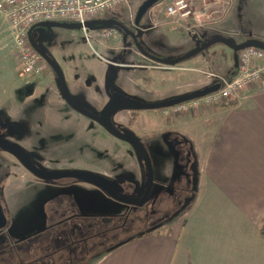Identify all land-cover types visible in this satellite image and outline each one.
I'll list each match as a JSON object with an SVG mask.
<instances>
[{
	"label": "rangeland",
	"instance_id": "1",
	"mask_svg": "<svg viewBox=\"0 0 264 264\" xmlns=\"http://www.w3.org/2000/svg\"><path fill=\"white\" fill-rule=\"evenodd\" d=\"M144 1L132 0L128 6L123 5L110 17L131 25L134 23L137 9ZM160 2L169 3V0ZM218 3L217 1L211 5L210 9L207 7L204 14H201L198 8L197 17L194 16L193 19L179 24H174L165 16H159L158 6L155 7V4L144 16V29L147 32L143 39L144 45L153 50L159 58H165L164 54L167 53L163 52L164 43L169 48L177 49L178 44L185 40L192 43V39L188 40L191 38L189 32L194 31L199 34L216 30L229 32L228 38L237 44L248 40L264 44V0H228V2L220 0ZM111 28L89 27L87 31L89 34L100 35L95 38L87 36L83 29L36 27L33 31V36L36 35L33 39L34 43L44 46L63 74L66 73L68 79L66 83L73 92L69 90L74 104L97 115L111 99L110 89L132 99L149 102L146 98L129 93L130 88L138 89L136 77L141 80L145 75L142 69L134 67L136 62L142 60L148 64V69L154 71L152 74L154 90L150 86L147 87L146 91L150 93L147 97L158 96L155 91L162 85L161 81L169 79L172 81L171 84L177 82L185 84L186 81L179 78L181 75L191 73L187 70L189 67L159 66L143 58L130 44L127 47L120 44L111 46V39L107 41L103 36L101 38V33ZM214 46L224 50L216 52L217 69L210 66L212 72L218 70L216 75L205 74L204 70L200 69L204 74L203 78H200L202 82H207V86L218 81L216 76L225 78L220 73L226 74L233 65L232 50L223 44ZM116 47L119 48L116 50ZM125 48L129 55L120 59L117 55L123 53ZM222 51H224L223 60L220 59L223 57ZM14 56L10 54L8 59L0 58V131L3 125L12 123L14 129L10 131L12 136L10 137L28 149L33 158L44 166L51 170L85 171L107 176L123 187V192L119 194L122 199L129 202L139 201L146 191L144 161L139 152L130 144L110 134L95 120L74 110L64 99L56 75L45 62H43L46 66L45 73H42L40 78L30 77L21 75L18 60ZM171 56L180 57L176 53ZM210 75L214 76L210 77ZM113 78L116 79L113 81ZM37 79L39 80L36 81ZM52 79L56 83L55 88L52 86ZM178 86L183 88L182 85L178 84ZM56 89H59L60 93ZM169 89L173 90L175 86L172 85ZM78 91L80 94H76ZM24 95L27 96L25 100H23ZM175 117L174 115L165 117L160 110L135 113L121 111L113 116V122L117 128H127L136 133L153 158L156 152L151 144L156 147L164 145L163 133L167 128L173 131L178 120H174ZM189 149L192 150V145H189ZM186 154L184 152L183 157L181 156L182 160ZM154 158L155 168L157 170L161 168V175L169 180L171 161ZM193 162L191 160L188 166H185V160L181 162L184 166L176 164L178 172L188 174L191 181H195L194 164L191 165ZM2 163L7 164L8 169L14 171V174L10 175L11 183L3 189L4 197L0 198L9 222L7 228L0 230V264H52V243L70 244L71 240L68 237L64 239L70 228L78 230L74 240L79 236L89 239L87 244H78V247L83 251L86 259L84 263L93 264L108 249L121 241L153 233L167 226V221L170 223L172 219L186 216L190 201H194L195 197V187L185 178L177 187L173 182L174 186L167 192V194L176 193V198L167 194L160 195L155 181L151 196L143 206H125L109 199L95 186L79 180L38 182L13 158L0 153V164ZM154 174L155 171L153 176ZM154 180H157V173ZM92 187L98 190L99 196L91 193L94 189ZM81 198L87 200V208L91 211L85 209ZM196 207L198 216H205L210 220L208 226L214 227L215 223L219 224L221 217L225 216L221 205L213 203L210 194L203 197ZM73 214L85 218L64 221ZM41 219H44L47 226L60 221L61 223L35 235L34 233L43 228ZM88 219L92 220L90 225L94 224L90 229L86 228ZM11 225L15 230H10ZM55 229L58 230L59 236H62L57 241L53 239L52 234V230ZM17 231L23 233L26 231L28 235L34 234V236L22 241L15 236ZM96 233L99 235L97 236ZM91 237L94 238L90 239ZM70 247H66L63 252L66 263L70 261L67 259L72 258ZM76 249L77 247L75 251ZM75 251L73 255L76 254Z\"/></svg>",
	"mask_w": 264,
	"mask_h": 264
},
{
	"label": "crops",
	"instance_id": "2",
	"mask_svg": "<svg viewBox=\"0 0 264 264\" xmlns=\"http://www.w3.org/2000/svg\"><path fill=\"white\" fill-rule=\"evenodd\" d=\"M224 22L221 23L224 24ZM228 34L229 32L224 30L203 32L199 33L196 39L207 42L217 37H229ZM190 39H192V43L185 40L178 44L177 49L169 48L163 42L165 44L163 52L167 53L164 55L175 53L183 55L192 51L196 44L192 37L188 38V40ZM119 47L115 49L117 50ZM220 48L212 46L198 56L179 64L189 67L187 70L191 72L180 76L179 79H184L185 84L181 82L171 84L172 81L169 79L161 81L162 85L155 91L158 96L147 97L150 95L146 91L147 87L150 86L153 89V69H148V64L143 60L136 62L134 67L142 69L145 75L141 80L138 76L136 77L138 89L130 88L129 93L146 98L149 102H161L202 90L207 87V82H202L200 77L204 74L200 69H203L205 74L216 75L218 70L212 72L210 66L217 67L215 66L218 57L216 52L223 49ZM221 53L223 57L220 59L223 60L224 51ZM10 54L15 55L13 36L9 23L0 14L1 60L8 59ZM128 55L129 52L119 53L117 57L124 59ZM45 69L46 66H44L43 74ZM235 73L233 62L230 70L226 74L220 73V75L229 79ZM214 75H210V77ZM64 77L68 83L66 73H64ZM115 79L113 78V81ZM178 84L183 88H180ZM172 85L175 86V89L170 90L169 87ZM52 86L54 88L56 86L53 79ZM56 90L60 93L59 89ZM70 92L73 93L71 90ZM76 94H80L79 91ZM242 94L247 98L240 105L202 108L176 116L174 120H178L173 131L167 128L163 133L164 145L156 147L151 144L152 147H155L154 157L164 158L172 163L170 179L167 180L161 175V168L159 170L155 168L156 159L152 158L150 154L151 162L154 165V176L157 173L155 181L160 195H166L174 186L173 182L177 187L185 179L189 184L192 182L195 187L194 201H190L192 206L187 211L188 214L172 219L170 223L167 221V226L147 236L108 249L93 264H232L233 262L264 264V86L254 85ZM23 97V100L27 98L26 95ZM158 97L161 99L158 100ZM174 141L181 144L179 145L181 149L178 148L179 153L176 151V146L173 147ZM189 145H192V150L189 149ZM184 152L187 153L184 157L185 166H188L192 160L194 162L191 165L194 164L197 168L198 180L195 185V181H191L188 174L179 173V169H176V164L184 166L181 164L184 161L181 158ZM97 192L96 188L91 191L99 196ZM208 194L213 197V203L221 205L225 214L221 217V222L217 225L215 223L214 227L208 226L210 220H207L205 216L197 215L198 202ZM167 195L177 197L176 193ZM81 200L85 209L89 210L87 200L84 198ZM41 220L43 224V219ZM86 222V228L90 229V226H94V224L90 225L92 220ZM208 227L210 228L207 229ZM24 233L17 231L15 236L22 241L34 236L28 235L26 231ZM52 234L56 241L62 237L59 236L57 229L52 230ZM75 234H78V230L70 228L64 237L65 240L67 237L71 240L70 244L54 245L52 243V264H85L86 259L78 244H87L89 239L79 236L74 240ZM68 246H71L72 258L70 255L71 259H67L70 261L66 263L63 252ZM75 247H77L76 251ZM74 251L76 254L73 255Z\"/></svg>",
	"mask_w": 264,
	"mask_h": 264
},
{
	"label": "built area",
	"instance_id": "3",
	"mask_svg": "<svg viewBox=\"0 0 264 264\" xmlns=\"http://www.w3.org/2000/svg\"><path fill=\"white\" fill-rule=\"evenodd\" d=\"M131 1L0 0V14L9 23L21 75L39 77L44 70L40 55L29 42V32L32 27L42 22L84 25L87 21L110 16L123 5L128 6ZM217 1L220 3V0H169V3L160 2L155 7L158 6L157 14L159 16H165L174 24H179L193 19L194 16L197 17L198 8H200V13L204 14L207 7L210 9L211 5ZM225 1L228 2V0H222V2ZM190 33L195 34L194 31ZM97 36L100 35L97 34ZM102 36L105 40L120 39L119 31L114 28L105 30L101 33V38ZM216 78L220 84V89L217 92L164 109L162 114L165 117L177 116L202 108L240 105L247 98L242 94L245 90L258 84L264 86V50L254 47L242 50L239 53V63L235 76L232 79L218 76Z\"/></svg>",
	"mask_w": 264,
	"mask_h": 264
},
{
	"label": "water",
	"instance_id": "4",
	"mask_svg": "<svg viewBox=\"0 0 264 264\" xmlns=\"http://www.w3.org/2000/svg\"><path fill=\"white\" fill-rule=\"evenodd\" d=\"M159 1L161 0H145L139 6L134 18V23L138 28L136 35L133 32H131L123 23L115 19L91 20L85 22L84 25L79 23L76 24V23L42 22L32 27V29L29 32V40L31 45L39 53V55L43 58V60L48 64V66L52 69V71L56 75L61 87L62 95L66 100V102L77 112L82 113L83 115L95 120L97 123H99L103 128H105L110 134H112L116 138L130 144L141 155L145 167L146 191L143 197L139 201L129 202L122 199L119 196V194L123 192V187L119 183L103 175L94 174L85 171L39 169L36 166L32 165L31 159L29 158L28 154L18 144L5 140H0V148L13 154L24 165V167L27 170H29L34 176H36L39 179L53 180V181H57L60 179H75L79 181H84L101 189L110 198H112L117 202L127 205L143 206L152 191L153 182H154L151 157L147 147L142 142V140L136 135V133H134L130 129L117 128L115 126L113 122V116L121 111H147V110H160V109L171 108L178 104L199 99L211 93L217 92L220 89V84L216 83L214 85H210L202 90L190 94L182 95L167 101L155 102V103L141 102L132 99L128 96H125L123 94L113 92L111 94V99L109 100L103 111L97 115L92 114L86 111L85 109H82L78 107L76 104H74L61 68L56 64V62L53 59L50 58V56L48 55V53L44 48L34 43L33 39L36 37V35L33 36V31L36 27L88 29L89 27H93V26H107V27L109 26V27L119 28L124 33H126V35H130L133 38L135 47L143 56L150 59L154 63L169 67H174L183 62H186L198 56L199 54L203 53L204 51L208 50L215 44H223L232 50L233 62L235 64V67H237L239 63L240 51L250 47L264 50V44L255 41H245L243 43L237 44L231 41L229 38H225V37H217L207 42H202V40L194 38L196 47L192 51L185 53L182 56L180 55V57L178 58H174L172 56H169L167 58L156 57L144 50L143 46L140 45L138 38L141 37L145 32L143 29L139 28L143 17L147 13V11L150 10ZM6 224H7V219L0 206V230L3 229L6 226Z\"/></svg>",
	"mask_w": 264,
	"mask_h": 264
},
{
	"label": "flooded vegetation",
	"instance_id": "5",
	"mask_svg": "<svg viewBox=\"0 0 264 264\" xmlns=\"http://www.w3.org/2000/svg\"><path fill=\"white\" fill-rule=\"evenodd\" d=\"M137 12V11H136ZM135 15H136V13H135ZM134 18H135V16H134ZM112 19H115V20H117V21H119V22H121V23H123L131 32H133L135 35L137 34V30H138V28H137V26L135 25V23H133V24H131V25H129V24H127L125 21H122V20H119V19H116V18H112ZM144 27H145V20H144V17H143V19H142V21H141V23H140V26H139V28H141V29H143L145 32H144V34L141 36V37H139L138 38V41H139V43H140V45H142L143 46V48H144V50L145 51H147L148 53H150V54H152V55H154V56H156V53L153 51V50H151V49H149V48H147L145 45H144V42H143V39H144V37L146 36V34H147V32H146V30L144 29ZM120 32L122 33V35H121V37H122V40H121V43H122V45L124 46V47H127V45H132L133 47H135V45H134V41H133V38L130 36V35H126V33H124L122 30H120ZM37 45V44H36ZM40 46V45H39ZM42 48H43V46H41ZM136 48V47H135ZM137 49V48H136ZM124 52L123 53H126V52H128L127 51V49L125 48L124 50H123ZM47 52V51H46ZM140 53V52H139ZM141 54V53H140ZM142 55V54H141ZM143 56V55H142ZM145 57V56H144ZM156 57H158V56H156ZM146 58V57H145ZM121 59V58H120ZM146 59H148V58H146ZM148 60H150V59H148ZM151 61V60H150ZM153 62V61H152ZM68 86V85H67ZM69 88V87H68ZM110 91H111V93H110V95L113 93V91L114 90H112V89H110ZM71 94V93H70ZM109 102V101H108ZM149 103H155V102H149ZM107 105V104H106ZM105 108V107H104ZM103 108V109H104ZM103 111V110H102ZM101 111V112H102ZM130 112H139V111H130ZM14 128H13V124L12 123H9L8 125H3L2 126V130L0 131V140H5V141H9V142H12V143H15V144H18L20 147H22L23 149H24V151L28 154V156H29V158L31 159V162H32V165L33 166H36L37 168H39V169H47V170H51V169H49L48 167H46V166H44L43 164H41V162H39L38 160L36 161L34 158H33V156L31 155V152L28 150V149H26L24 146H22L21 144H19V143H17V141H15V140H13L11 137V135H10V131H12ZM11 136V137H10ZM178 139V138H177ZM179 145H181L179 142H176V141H174L173 142V147L174 146H176V151H178V147H179ZM146 146V145H145ZM147 147V146H146ZM148 149V148H147ZM149 151V150H148ZM0 153H2L3 155L4 154H6L7 156H9V157H11V158H13L33 179H35V180H37L38 182H44L42 179H39V178H37L36 176H34L29 170H27L25 167H24V165L13 155V154H11L10 152H8V151H6V150H4V149H2V148H0ZM178 153H179V151H178ZM152 163V162H151ZM152 168H153V165H152ZM11 174H14V171H10L9 169H8V165L7 164H5V163H2V164H0V198H3L4 196L2 195L3 194V189L5 188V187H7V185L8 184H10L11 183V180H10V178L9 177H12V176H10ZM105 177H107V176H105ZM154 177V176H153ZM109 178V177H108ZM58 181V180H57ZM82 182H84V181H82ZM87 183V182H86ZM90 184V183H89ZM154 184H155V180H154V182H153V186H154ZM92 185V184H91ZM97 188V187H96ZM154 188V187H153ZM153 188H152V190H153ZM99 189V188H98ZM101 190V189H100ZM102 191V190H101ZM103 192V191H102ZM109 199H112V198H110L105 192H103ZM151 193H152V191H151ZM151 193H150V195H149V197L151 196ZM148 197V198H149ZM3 200V199H2ZM113 200V199H112ZM113 201H115V200H113ZM117 202V201H116ZM118 203H120V202H118ZM120 204H122V203H120ZM125 206H127V204H124ZM0 206H1V208H2V211H3V213H4V215H5V217H6V219H7V224H6V226L3 228V229H5V228H7L8 227V224H9V222H8V216H7V214H6V210H5V208H4V206H3V203H2V201H1V199H0ZM130 206V205H129ZM55 214H57V213H55ZM58 214H60V213H58ZM73 218H85L84 216H77V215H75V214H73V215H71V216H69L68 218H66V219H64V221L65 220H68V219H73ZM87 221H89V219L87 220ZM12 222V221H11ZM59 223H61V221L60 222H56V223H54V225H52V226H56L57 224H59ZM43 228H42V231H40V232H45L47 229H50L52 226H50V225H48L47 226V224H46V222H44V219H43ZM11 227L13 228L14 226H12L11 225ZM10 227V230L12 231V228ZM86 227H87V225H86ZM2 230V229H1ZM39 231L37 232V233H34L35 235H37V234H39L40 233ZM33 234V235H34ZM97 236L99 235V234H96Z\"/></svg>",
	"mask_w": 264,
	"mask_h": 264
},
{
	"label": "trees",
	"instance_id": "6",
	"mask_svg": "<svg viewBox=\"0 0 264 264\" xmlns=\"http://www.w3.org/2000/svg\"><path fill=\"white\" fill-rule=\"evenodd\" d=\"M222 37H225V36H222ZM225 38H228V37H225ZM122 40V39H121ZM110 44H111V46H117L118 44H119V42L118 41H114V40H111L110 41ZM168 56H171V55H165V58H167ZM236 70H237V68L235 67V65H234V72H236ZM235 75V74H234ZM234 77V76H233ZM232 77V78H233ZM232 78H230V79H232ZM194 170H195V175H194V179H195V182H194V185L196 184V182H197V180H198V171H197V168L194 166ZM188 204H190V203H188ZM192 205H190V207H191ZM189 207V208H190ZM189 210V209H188ZM63 222V221H62ZM60 224V223H59ZM59 224H57V225H59ZM150 234V233H149ZM148 234L146 233V234H144V235H141V236H134V237H131V238H127V239H125V240H123V241H121L120 243H118L117 245H115V246H113V247H111V249H113V248H115V247H117V246H119V245H122V244H124V243H127V242H131V241H134V240H136V239H140V238H142V237H144V236H147Z\"/></svg>",
	"mask_w": 264,
	"mask_h": 264
}]
</instances>
